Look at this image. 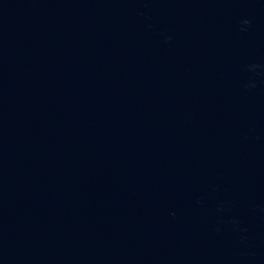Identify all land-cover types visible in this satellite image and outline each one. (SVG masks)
<instances>
[{
  "label": "water",
  "instance_id": "1",
  "mask_svg": "<svg viewBox=\"0 0 264 264\" xmlns=\"http://www.w3.org/2000/svg\"><path fill=\"white\" fill-rule=\"evenodd\" d=\"M0 264H264V0H0Z\"/></svg>",
  "mask_w": 264,
  "mask_h": 264
}]
</instances>
